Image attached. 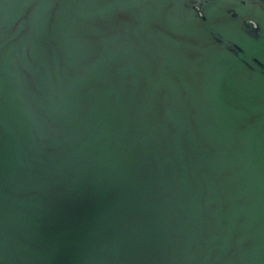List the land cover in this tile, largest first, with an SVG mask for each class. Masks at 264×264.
<instances>
[{
    "label": "water",
    "instance_id": "1",
    "mask_svg": "<svg viewBox=\"0 0 264 264\" xmlns=\"http://www.w3.org/2000/svg\"><path fill=\"white\" fill-rule=\"evenodd\" d=\"M0 264H264V0H0Z\"/></svg>",
    "mask_w": 264,
    "mask_h": 264
}]
</instances>
